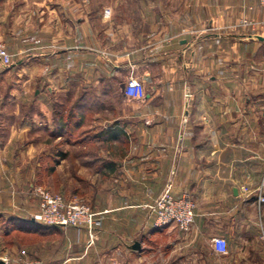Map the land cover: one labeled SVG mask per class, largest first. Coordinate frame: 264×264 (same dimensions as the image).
Segmentation results:
<instances>
[{
    "label": "crops",
    "instance_id": "0c3cea01",
    "mask_svg": "<svg viewBox=\"0 0 264 264\" xmlns=\"http://www.w3.org/2000/svg\"><path fill=\"white\" fill-rule=\"evenodd\" d=\"M89 1L0 0V38L5 30L23 46L6 43L22 69L0 64V82L22 75L25 92L34 89L21 118L0 114V261L264 264L261 0H120L105 6L111 18ZM132 76L136 98L125 94ZM67 91L76 100L65 117L57 97ZM64 142L86 146L77 161L99 218L91 245L85 228L33 219L41 174L71 157ZM169 185L195 201L188 231L153 225L149 205Z\"/></svg>",
    "mask_w": 264,
    "mask_h": 264
},
{
    "label": "built area",
    "instance_id": "2783aa9c",
    "mask_svg": "<svg viewBox=\"0 0 264 264\" xmlns=\"http://www.w3.org/2000/svg\"><path fill=\"white\" fill-rule=\"evenodd\" d=\"M261 4L264 5V0H261ZM240 25L246 28H255L257 22L243 18ZM14 63V54L9 51L5 41L0 38V64L9 68ZM125 94L128 98L140 96V85L133 76L127 80ZM256 190L257 201L261 205L264 203V172ZM37 191L40 201L38 210L33 215L34 221L45 226L85 228L89 233V245L94 243L96 239L95 230L99 223L97 212L93 211L88 204L77 199H68L42 187L38 188ZM149 207L153 225L156 228L175 224L178 228L188 231L195 220L196 204L194 199L189 194L176 197L172 193L171 185ZM214 242L219 252H227L228 242L225 238L217 237Z\"/></svg>",
    "mask_w": 264,
    "mask_h": 264
},
{
    "label": "rangeland",
    "instance_id": "374dc122",
    "mask_svg": "<svg viewBox=\"0 0 264 264\" xmlns=\"http://www.w3.org/2000/svg\"><path fill=\"white\" fill-rule=\"evenodd\" d=\"M119 1L120 0H93V3L95 7H102V9L104 10V14H103L104 17L108 16V18H111L113 17V10L111 11L110 8H106V7L118 5ZM89 2L90 1L88 0V3ZM130 5L132 6L133 3ZM5 32H6L5 30H2L1 33H2L3 39L2 38L1 39L4 40L5 43H8V44L11 43L10 46H12L14 49L16 48V50L18 48L20 50V53H22L23 46H22V42L20 41L21 37L20 39L18 40L16 39L14 43H12L13 40H11L10 37L5 35L4 34ZM49 48L54 49L55 46H49ZM17 59L18 58L15 57V60ZM67 61L68 62H65V65L67 63L68 68H70V62H69L70 58H67ZM14 64L16 65L18 64L16 68L22 69L21 61H15ZM2 68L4 67L2 66ZM35 68L37 69V67ZM53 81L54 80L52 79L51 82ZM61 81H63V79ZM51 82L50 84H52ZM11 85L14 87V89L12 91L13 93H11L10 97L8 98L7 90H9L8 88ZM57 85H58V82H57ZM0 86H1L0 87V105L4 103L3 106L0 108V114H6L8 117L14 118V119L21 118L23 116V111H22L20 104H22V101L24 100H27L28 102V100L33 98L34 89H32L31 87L30 92H27V93L25 92L24 78L22 77V75H17L16 77L14 76L9 77L7 78V80H3L2 82H0ZM68 89L70 90V87ZM75 95L76 94H74L72 91H67L65 93H62L61 95H58L57 97L60 100V102L63 103V105H61L62 107L60 106L58 111L60 110L61 112H63L65 117L68 115L70 111L69 108L71 104L76 100ZM3 126L5 128L6 126H9V125L7 123V124H4ZM75 132H76V135L83 136L87 132L86 125L80 128L79 131H75ZM52 143L54 145V142ZM82 143L83 142H80L79 145L77 146H71L69 142H64L63 149L67 152V156H71V157L65 160L64 164L60 167L59 171L56 173L49 172L48 167H47V172H44L43 174H41V178H42L41 187L42 188L47 189L53 193L61 194L68 199H77L83 203H86L87 178L90 174L87 172L86 166H80L79 162L77 161V158L81 159V158L86 157V154L81 155V151L86 150L85 143L83 144ZM71 150H73L72 153H70ZM49 164H51L50 160H49L48 165ZM41 187H38V188H41ZM38 188L34 189V192H36L37 197H38V202H39L40 196L37 191ZM5 237H6L5 234L3 232L1 233L0 231V252H1V249H4L3 251H5V248L7 245V239Z\"/></svg>",
    "mask_w": 264,
    "mask_h": 264
},
{
    "label": "trees",
    "instance_id": "16d2710c",
    "mask_svg": "<svg viewBox=\"0 0 264 264\" xmlns=\"http://www.w3.org/2000/svg\"><path fill=\"white\" fill-rule=\"evenodd\" d=\"M80 102H85L86 101V98H82L81 100H79ZM61 114L60 113H58V116L57 117H59ZM63 117V116H62Z\"/></svg>",
    "mask_w": 264,
    "mask_h": 264
},
{
    "label": "water",
    "instance_id": "95a60500",
    "mask_svg": "<svg viewBox=\"0 0 264 264\" xmlns=\"http://www.w3.org/2000/svg\"><path fill=\"white\" fill-rule=\"evenodd\" d=\"M124 86H125V85H123V87H124ZM0 264H5V263H4V261H0Z\"/></svg>",
    "mask_w": 264,
    "mask_h": 264
}]
</instances>
